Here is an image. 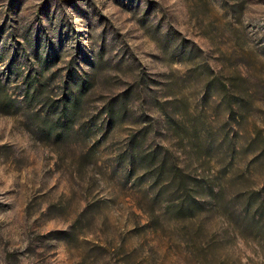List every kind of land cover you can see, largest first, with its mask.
<instances>
[{"label": "rangeland", "instance_id": "374dc122", "mask_svg": "<svg viewBox=\"0 0 264 264\" xmlns=\"http://www.w3.org/2000/svg\"><path fill=\"white\" fill-rule=\"evenodd\" d=\"M82 80L74 127L47 140L48 109ZM131 89L111 127L104 108ZM140 129L185 169L214 141L217 172L232 140L229 175L261 190L264 0H0V264H198L169 218L144 228L151 210L125 185L116 158ZM223 244L230 264H264L254 243Z\"/></svg>", "mask_w": 264, "mask_h": 264}, {"label": "trees", "instance_id": "16d2710c", "mask_svg": "<svg viewBox=\"0 0 264 264\" xmlns=\"http://www.w3.org/2000/svg\"><path fill=\"white\" fill-rule=\"evenodd\" d=\"M42 86L41 83L33 84L25 95L26 99L33 100L41 93ZM87 90L82 80L75 85L62 108L48 109L53 120L39 126L47 140L67 138ZM133 93L134 89H131L116 96L104 108L111 127L129 118V101ZM15 104L18 103L9 101L1 106L9 111ZM144 130L133 132L116 158L123 168L126 187L139 193L143 204L151 210L144 228L157 234L169 218L180 242L189 246L191 255L200 258L198 264H202L201 260L204 264H230L229 259L220 253L228 236L237 243H254L264 252V182L259 191L236 187L235 178L228 171L237 160L232 140L225 153L229 163L217 172L211 166L214 141L208 143L204 153H199L196 167L185 169L168 148L148 142ZM259 156L255 154L247 161L246 171H239L241 176L256 172L252 167ZM92 206L87 205L81 216H85Z\"/></svg>", "mask_w": 264, "mask_h": 264}]
</instances>
